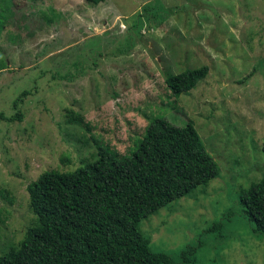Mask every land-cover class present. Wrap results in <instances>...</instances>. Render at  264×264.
<instances>
[{
  "label": "rangeland",
  "instance_id": "1",
  "mask_svg": "<svg viewBox=\"0 0 264 264\" xmlns=\"http://www.w3.org/2000/svg\"><path fill=\"white\" fill-rule=\"evenodd\" d=\"M97 1V2H96ZM0 255L36 217L27 186L134 151L150 119L190 122L219 169L141 220L171 264H264L239 193L264 178V0H0ZM208 68L174 97L164 75ZM74 75L72 81L53 78Z\"/></svg>",
  "mask_w": 264,
  "mask_h": 264
},
{
  "label": "trees",
  "instance_id": "2",
  "mask_svg": "<svg viewBox=\"0 0 264 264\" xmlns=\"http://www.w3.org/2000/svg\"><path fill=\"white\" fill-rule=\"evenodd\" d=\"M207 74L206 67L166 73L164 83L179 97ZM74 77L53 76L59 81ZM28 95L23 91L13 101L14 115L0 113V122L21 121L18 107ZM261 152L264 160V144ZM218 175L217 164L190 122L178 127L152 118L130 154L119 157L97 145L93 162L73 171H45L28 184L36 224L26 230L17 248L0 255V264H171L168 255L151 250L139 223ZM239 203L252 232L264 237V178L242 189Z\"/></svg>",
  "mask_w": 264,
  "mask_h": 264
}]
</instances>
